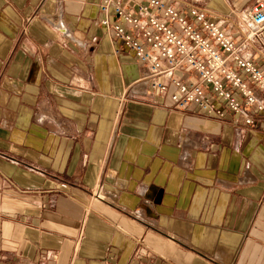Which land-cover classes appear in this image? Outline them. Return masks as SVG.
I'll use <instances>...</instances> for the list:
<instances>
[{"label":"crops","instance_id":"1","mask_svg":"<svg viewBox=\"0 0 264 264\" xmlns=\"http://www.w3.org/2000/svg\"><path fill=\"white\" fill-rule=\"evenodd\" d=\"M102 1L0 0V264H264V118L173 107ZM165 1L264 69L250 0Z\"/></svg>","mask_w":264,"mask_h":264},{"label":"built area","instance_id":"2","mask_svg":"<svg viewBox=\"0 0 264 264\" xmlns=\"http://www.w3.org/2000/svg\"><path fill=\"white\" fill-rule=\"evenodd\" d=\"M100 11L102 25L148 69L150 88L173 107L219 118L230 112L251 126L264 118V69L242 54L224 21L194 7L184 13L165 0H103ZM242 14L248 38H262L264 0H250Z\"/></svg>","mask_w":264,"mask_h":264},{"label":"rangeland","instance_id":"3","mask_svg":"<svg viewBox=\"0 0 264 264\" xmlns=\"http://www.w3.org/2000/svg\"><path fill=\"white\" fill-rule=\"evenodd\" d=\"M247 7V6H246ZM245 9V8H244Z\"/></svg>","mask_w":264,"mask_h":264}]
</instances>
